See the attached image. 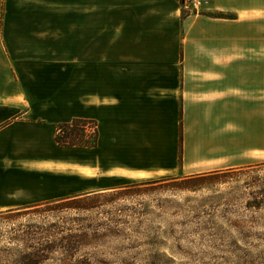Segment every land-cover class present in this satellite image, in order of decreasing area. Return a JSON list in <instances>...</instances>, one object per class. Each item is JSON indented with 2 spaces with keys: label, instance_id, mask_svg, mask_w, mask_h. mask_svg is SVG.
I'll use <instances>...</instances> for the list:
<instances>
[{
  "label": "crops",
  "instance_id": "obj_1",
  "mask_svg": "<svg viewBox=\"0 0 264 264\" xmlns=\"http://www.w3.org/2000/svg\"><path fill=\"white\" fill-rule=\"evenodd\" d=\"M204 1L0 0V212L264 162V0Z\"/></svg>",
  "mask_w": 264,
  "mask_h": 264
},
{
  "label": "rangeland",
  "instance_id": "obj_2",
  "mask_svg": "<svg viewBox=\"0 0 264 264\" xmlns=\"http://www.w3.org/2000/svg\"><path fill=\"white\" fill-rule=\"evenodd\" d=\"M236 150V159L245 155ZM220 172L227 174L194 192L172 190L165 181L170 178L115 180L109 183L154 184L139 187V196L110 191L103 198L90 197L84 204L94 207L88 211L35 217L30 210L14 224L0 217V264L20 261L23 251H10L13 245L6 239L11 229L32 224L88 234L75 257L57 251L45 264H264V162Z\"/></svg>",
  "mask_w": 264,
  "mask_h": 264
},
{
  "label": "trees",
  "instance_id": "obj_3",
  "mask_svg": "<svg viewBox=\"0 0 264 264\" xmlns=\"http://www.w3.org/2000/svg\"><path fill=\"white\" fill-rule=\"evenodd\" d=\"M180 1L182 4V0ZM216 18L234 19L230 14L221 13L217 14ZM97 140V126L93 121L74 119L70 123L58 125L56 129L55 142L60 147H82L92 149L97 146ZM223 174L227 173L212 172L197 176L170 178L165 181L170 182L171 188L174 191L194 192L201 188L206 181L213 180ZM153 184V182L141 183L138 185L132 184L119 187L113 191L120 192L118 195L139 196L136 194L141 192L139 187L153 186ZM105 193L106 192L84 195L22 209L2 211L0 212V217H4L2 219L7 218L6 220H8L10 224H14L13 222L23 217L30 216L29 213H26L30 210L34 211L31 215L34 214L36 215L35 217H40L42 212L56 213L66 209L88 211L94 207V204H84V202H89V198L94 196H97L95 198H103L104 196L102 195ZM87 238L88 234L86 233H66L60 231L58 228H53V226L43 230L38 225L32 224L24 230L21 228L11 229L9 237L6 240L13 245L10 251L17 250V248H21L23 251V254L20 256V261L14 264H45L51 259V255L57 251L62 252L66 257H75V253L80 249V246H82ZM1 250L0 248V251ZM76 264H80V262Z\"/></svg>",
  "mask_w": 264,
  "mask_h": 264
},
{
  "label": "built area",
  "instance_id": "obj_4",
  "mask_svg": "<svg viewBox=\"0 0 264 264\" xmlns=\"http://www.w3.org/2000/svg\"><path fill=\"white\" fill-rule=\"evenodd\" d=\"M205 4L204 0H182L183 7L190 13L198 14Z\"/></svg>",
  "mask_w": 264,
  "mask_h": 264
}]
</instances>
